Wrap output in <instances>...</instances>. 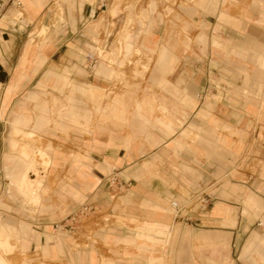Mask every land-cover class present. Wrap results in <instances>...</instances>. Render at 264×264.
Masks as SVG:
<instances>
[{"label": "crops", "instance_id": "crops-1", "mask_svg": "<svg viewBox=\"0 0 264 264\" xmlns=\"http://www.w3.org/2000/svg\"><path fill=\"white\" fill-rule=\"evenodd\" d=\"M238 1L239 16L192 17L190 50L180 26L148 16L154 0L130 28V0L9 7L0 118L19 102L0 130L10 196L40 203L30 165L43 157L54 181L47 211L90 206L71 228L89 245L100 238L112 264H264V0ZM49 224L55 215L37 220ZM0 226L29 247L28 232Z\"/></svg>", "mask_w": 264, "mask_h": 264}, {"label": "rangeland", "instance_id": "rangeland-1", "mask_svg": "<svg viewBox=\"0 0 264 264\" xmlns=\"http://www.w3.org/2000/svg\"><path fill=\"white\" fill-rule=\"evenodd\" d=\"M130 1L132 2L125 5V10L134 12L133 15L135 18L127 19L124 22V28L133 27L137 25L140 18L144 19L143 9H141L143 7L142 0ZM154 1L155 3L153 2L148 5V10L150 11L148 16L151 14L152 19L157 18L156 26H159L160 23H165V20L168 23V26L174 31L180 26L183 33L184 43L186 44V47L189 48V50L191 49L190 47L193 39L191 35L193 28V16L205 18V22H207L210 15H213L218 11L222 12L227 8H229L233 14L239 16L241 8L238 0H227L226 2L223 1L222 3H217V1L214 0ZM252 6L255 7L254 4ZM9 7L10 9L22 11V7L19 8L17 6H13L10 2L6 3L0 12V21L4 20L9 15ZM151 8H153L152 11ZM13 13L14 14L12 15H18L16 11ZM40 23L41 21L39 19V22H37L36 25L39 26ZM43 24L47 25V23ZM0 25H2L1 22ZM151 26L154 27V23ZM111 27L113 28L114 24L111 25ZM36 33L39 34L38 38H43L42 36L44 35V31L40 33L37 30ZM1 37L4 36H1L0 34V40L2 39ZM200 42H202V40H200ZM109 60H111V58H109ZM18 102V100L12 101V104L8 110V115L6 117L0 118V126L2 125L3 130L6 129V120H9L11 117V111ZM56 129L60 128L57 126H52L50 134L46 139H49V137L51 138L53 136V132ZM5 134V131L2 133L0 130V225L1 222L11 223L15 225L20 230V232H28V234L24 236L29 240V247L24 252L20 251L18 246V237L13 234L6 235L5 229L1 228L0 226V240L3 239L9 244L6 249L3 247L0 249V264H21L23 260L28 264H112L110 260L106 261L103 257L104 254L102 251V245L99 242L100 238L97 236L91 237L92 243L89 245L83 238L79 236V234H77V232L74 233L75 225L73 228L69 226H63V224L66 222V219L71 214L65 217V213L63 212L47 211L52 207V202L49 203L48 200L51 198L50 194L54 185V181L48 177V172L50 170L49 167L51 164L44 170L42 181L38 186L40 203H28L20 195L16 197L10 196V187L7 181L8 168L3 166L1 163V151L3 147L5 149L8 147V141ZM20 142L27 143L30 141L28 139H24ZM41 142L43 144L47 143V141L44 139L41 140ZM26 179L27 176L22 182L20 189L24 188L23 183H25ZM177 200L182 202V200ZM49 214L55 215L57 223L62 224V226L57 228L51 227V224H49L47 227L37 226V220ZM69 230H71V232ZM29 232L38 234V239L32 236L31 233L29 234ZM46 247H48V251L45 250ZM91 255L94 256V263L89 261Z\"/></svg>", "mask_w": 264, "mask_h": 264}, {"label": "built area", "instance_id": "built-area-1", "mask_svg": "<svg viewBox=\"0 0 264 264\" xmlns=\"http://www.w3.org/2000/svg\"><path fill=\"white\" fill-rule=\"evenodd\" d=\"M9 2L11 4L17 6V7L21 6V1L20 0H0V12L2 11L4 5L6 3H9ZM170 206L176 213H179L183 209V206L180 205V203L177 200H174V199L170 201ZM90 211H91V207L90 206H87V205L82 206L78 211H76L75 213L71 214L67 218L66 222L68 221V223L65 222L63 224V226L71 227V224L75 223L76 220L79 217H82V216L88 214ZM61 226H62V224H57V227H61Z\"/></svg>", "mask_w": 264, "mask_h": 264}, {"label": "bare ground", "instance_id": "bare-ground-1", "mask_svg": "<svg viewBox=\"0 0 264 264\" xmlns=\"http://www.w3.org/2000/svg\"><path fill=\"white\" fill-rule=\"evenodd\" d=\"M85 12L88 14V15H92L93 14V12H94V10L93 9H91V7L89 6V7H86L85 8ZM3 38V37H2ZM2 61V60H1ZM34 158V157H33ZM35 159V158H34ZM33 161V163L30 165V173L31 174H33V175H35V177L37 176V177H41L42 178V174L41 173H43V171L45 170V167H46V165H47V161H46V159H44L43 157H41L40 159H38V158H36L35 160H32ZM31 176V175H30ZM32 177V176H31ZM30 177V178H31ZM29 178V180H31ZM28 184H29V182H27ZM29 192H31L30 190H29ZM1 228H3V227H1ZM13 230V229H12ZM10 234H11V232H10ZM9 246V244H8V242L7 241H5V240H0V249H2V247L3 248H7Z\"/></svg>", "mask_w": 264, "mask_h": 264}]
</instances>
